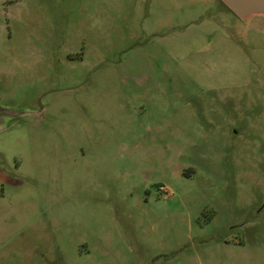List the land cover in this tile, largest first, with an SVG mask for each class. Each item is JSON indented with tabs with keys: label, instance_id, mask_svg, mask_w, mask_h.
Returning <instances> with one entry per match:
<instances>
[{
	"label": "rangeland",
	"instance_id": "rangeland-1",
	"mask_svg": "<svg viewBox=\"0 0 264 264\" xmlns=\"http://www.w3.org/2000/svg\"><path fill=\"white\" fill-rule=\"evenodd\" d=\"M214 1L0 0V264H264V17Z\"/></svg>",
	"mask_w": 264,
	"mask_h": 264
},
{
	"label": "water",
	"instance_id": "water-1",
	"mask_svg": "<svg viewBox=\"0 0 264 264\" xmlns=\"http://www.w3.org/2000/svg\"><path fill=\"white\" fill-rule=\"evenodd\" d=\"M240 21L249 23L256 17H264V0H219ZM2 114L0 113V122Z\"/></svg>",
	"mask_w": 264,
	"mask_h": 264
},
{
	"label": "crops",
	"instance_id": "crops-1",
	"mask_svg": "<svg viewBox=\"0 0 264 264\" xmlns=\"http://www.w3.org/2000/svg\"><path fill=\"white\" fill-rule=\"evenodd\" d=\"M201 4H216L214 0H200Z\"/></svg>",
	"mask_w": 264,
	"mask_h": 264
}]
</instances>
